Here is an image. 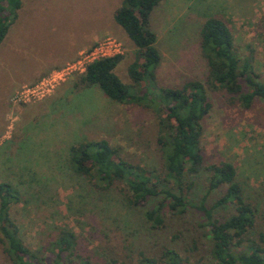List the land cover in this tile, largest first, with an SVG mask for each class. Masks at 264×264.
I'll return each instance as SVG.
<instances>
[{"label": "rangeland", "instance_id": "374dc122", "mask_svg": "<svg viewBox=\"0 0 264 264\" xmlns=\"http://www.w3.org/2000/svg\"><path fill=\"white\" fill-rule=\"evenodd\" d=\"M21 1L0 45V183L19 193L10 216L21 240L41 259L63 230L74 233L76 254L90 264H137L139 252L156 257L163 247L175 250L183 264L210 260L208 231L199 225L203 222L199 213L189 209L184 216H172L165 208L164 225L152 228L144 215L149 207L130 206L123 185L104 190L71 169L72 146L105 139L124 160L159 173L163 164L152 108L117 104L98 86H75L79 76L62 83L55 97L27 106L19 120L15 115L19 108L8 103L11 92L42 73L39 68L45 70L102 37L107 9L120 7L122 0ZM209 17L227 22L240 59L250 55L264 82V0H165L150 17L162 57L156 70L159 86L180 89L188 81L205 83L199 31ZM116 25L113 29H121ZM125 40L115 74L138 89L127 74L136 50L126 36ZM206 89L211 110L203 121L205 165L224 161L235 167L244 196L258 210L251 233L255 236L264 232V103L257 100L244 109L231 105L224 93ZM207 177L202 172L195 178L192 201L207 192ZM219 195L213 191L208 203ZM0 264H10L1 246ZM71 264H79V259Z\"/></svg>", "mask_w": 264, "mask_h": 264}, {"label": "trees", "instance_id": "16d2710c", "mask_svg": "<svg viewBox=\"0 0 264 264\" xmlns=\"http://www.w3.org/2000/svg\"><path fill=\"white\" fill-rule=\"evenodd\" d=\"M162 1L122 0L114 15L115 23L136 50V60L127 74L138 89L124 84L115 74L123 56L90 64L75 82V86H98L118 104L141 103L156 112L161 171L146 170L124 160L105 139L72 146L71 169L90 177L96 187L104 190L123 185L121 191L126 192L130 206L149 207L144 215L152 228L164 225L165 208L172 216H184L189 209L199 213L203 221L199 225L208 231L210 260L195 264H264V232L251 236L257 207L244 196L235 167L224 161L205 165L202 147L203 121L211 110L206 86L224 93L231 105L250 109L257 100L264 103V82L250 55L240 59L227 22L209 17L199 31L200 51L207 66L205 83L188 81L180 89L159 86L156 70L162 57L155 46L157 37L150 28V16ZM21 6V0H0V45ZM202 172L208 175L207 192L192 201L194 180ZM213 191L220 195L209 204L207 198ZM19 201V193L10 184L0 183V246L10 264H47L48 259L51 264H71L76 259L79 264H90L76 254L75 235L70 231L58 232L46 249L48 259H41L27 247L10 216L11 205ZM218 212L227 214L216 216ZM245 245L240 253L235 252ZM137 264H183V259L175 250L163 247L156 257L139 252Z\"/></svg>", "mask_w": 264, "mask_h": 264}, {"label": "built area", "instance_id": "2783aa9c", "mask_svg": "<svg viewBox=\"0 0 264 264\" xmlns=\"http://www.w3.org/2000/svg\"><path fill=\"white\" fill-rule=\"evenodd\" d=\"M123 44L116 39L106 38L98 41L93 47L83 50L78 58L63 68L54 70L33 85H25L11 97L12 105H22L41 100L53 93L68 79L85 74L87 67L97 61L121 56Z\"/></svg>", "mask_w": 264, "mask_h": 264}, {"label": "crops", "instance_id": "0c3cea01", "mask_svg": "<svg viewBox=\"0 0 264 264\" xmlns=\"http://www.w3.org/2000/svg\"><path fill=\"white\" fill-rule=\"evenodd\" d=\"M165 1V0H164ZM164 1H162V3L164 2ZM161 3V4H162ZM160 4V5H161ZM112 5H114V3L112 4ZM159 5V6H160ZM158 6V7H159ZM22 7V6H21ZM158 7H156V8H158ZM118 4H117V6H115V7H111V8H108L107 9V11L108 12H106V14H105V17H107L108 18V20H106V19H104L107 23H106V32L103 34V36L102 37H100V38H98V39H93L91 42H89V43H87V44H85V46H83L82 48H79L78 50H76L71 56H69L68 58H64L63 60H60V61H53V62H51L49 65H48V67L45 69V70H43V69H41V68H39V71L40 72H42V73H39L34 79H32L31 81H32V83H28V84H22L21 86H19V88L17 89V90H19L21 87H23V86H25V85H33V84H35V83H37L38 81H40L42 78H44L46 75H48L50 72H52V71H54V70H58V69H60V68H63L66 64H68V63H71V62H73V61H75L77 58H78V55H79V53L81 52V51H83V50H86V49H89V48H91V47H93L98 41H101V40H103V39H106V38H113V39H116L117 41H119V42H127L126 40H125V36H126V38H128L127 37V35H124V36H122L121 34H126L124 31V33H122V31H121V29H113V26H114V24H116L115 23V21H114V15H115V13H116V11L118 10ZM21 9V8H20ZM157 10V9H156ZM151 17V16H150ZM13 25V24H12ZM117 26V25H116ZM151 29H152V31H154L153 30V26L152 27H150ZM123 30V29H122ZM8 34V33H7ZM7 36V35H6ZM129 40V39H128ZM130 41V40H129ZM131 42V41H130ZM124 44V43H123ZM121 56H123V55H121ZM50 68V69H49ZM61 87H58L53 93H51L50 95H48V96H46V97H44V98H42L41 100H39V101H36V102H32V103H27V104H22V105H12V103L10 102V99H11V96L13 95L12 94V92L9 94V97H8V103H9V105L12 107V108H19V111H18V114H16V112H15V115H16V118L19 120V118H20V116H21V114L22 113H24L25 111H23V109H25L27 106H30V105H35V104H41V103H43L44 101H46V100H49V99H51V98H53V97H55L59 92H61ZM16 90V91H17ZM16 91H14L13 93H15ZM118 104V103H117ZM17 120V121H18ZM17 121H16V125H17ZM15 125V126H16ZM9 129H10V127H8Z\"/></svg>", "mask_w": 264, "mask_h": 264}]
</instances>
